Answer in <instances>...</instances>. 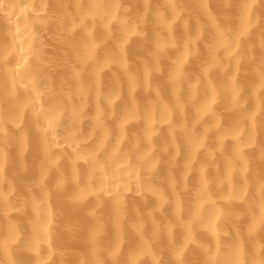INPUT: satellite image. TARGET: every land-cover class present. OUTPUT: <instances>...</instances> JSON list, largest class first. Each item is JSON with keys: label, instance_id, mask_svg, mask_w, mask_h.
<instances>
[{"label": "bare ground", "instance_id": "6f19581e", "mask_svg": "<svg viewBox=\"0 0 264 264\" xmlns=\"http://www.w3.org/2000/svg\"><path fill=\"white\" fill-rule=\"evenodd\" d=\"M0 264H264V0H0Z\"/></svg>", "mask_w": 264, "mask_h": 264}]
</instances>
